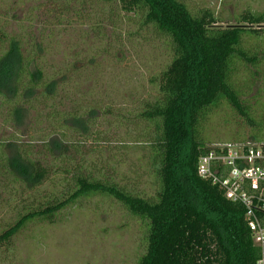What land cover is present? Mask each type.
<instances>
[{
    "label": "trees",
    "instance_id": "obj_1",
    "mask_svg": "<svg viewBox=\"0 0 264 264\" xmlns=\"http://www.w3.org/2000/svg\"><path fill=\"white\" fill-rule=\"evenodd\" d=\"M104 1L109 2L95 3ZM110 1H116L125 14L140 15L139 26L150 27L167 41L172 53L156 79L159 96L139 116L154 129L145 134L146 140L137 135L135 144L141 139L144 145L156 194L144 197L105 179L104 173L94 175L83 165L72 166L74 160L67 154L73 139L97 137L95 112L89 110L85 118L80 111L55 110L63 91L46 74L45 48L31 32H10L0 21V110L5 112V123L19 131L31 112L46 111V119H54L52 126L59 131L57 136L44 137L43 152L21 140H0V180L21 186L19 199L26 191L33 195L29 205L20 206L14 225L0 233V249L29 223L56 224L61 210L103 197L145 224V252L137 264H256L260 250L244 207L201 177L198 167L215 145L202 138V125L221 106L238 112L256 132L249 141L226 143L264 142V123L255 120L251 104L264 98V78L257 96L252 95V86L264 77V51L249 43L264 37V11L223 19L210 9L194 13L181 0ZM224 23L226 27L219 25ZM240 74L248 78L243 86L236 80ZM46 186L52 188L48 193L43 191Z\"/></svg>",
    "mask_w": 264,
    "mask_h": 264
},
{
    "label": "rangeland",
    "instance_id": "obj_2",
    "mask_svg": "<svg viewBox=\"0 0 264 264\" xmlns=\"http://www.w3.org/2000/svg\"><path fill=\"white\" fill-rule=\"evenodd\" d=\"M95 1L0 0V21L10 32H31L45 48L46 74L63 91L55 110L61 114L80 111L85 118L89 110L95 112L97 137L71 140L67 155L74 160L72 166L83 165L84 171L94 175L104 173L105 179L151 197L157 187L147 171L148 157L141 139L135 145L136 136L146 140L145 134L154 129L139 116L159 96L156 79L171 61V49L150 27L139 26L137 13L125 14L116 1L100 5ZM181 1L194 13L210 9L223 19L264 11V0ZM249 43L264 51V37ZM263 78L252 86V95L259 93ZM245 79L240 74L236 80L243 86ZM255 100L251 101L252 113L258 123H264V106ZM256 101L264 102V98ZM4 115L0 110V140L31 143L36 152H43L44 137L59 133L52 126L54 119H46V111L42 115L31 112L27 125L19 131L5 123ZM252 135L256 132L245 118L226 105L210 113L201 128L208 145L249 141ZM47 187L43 189L46 193L52 190ZM21 190L17 184L0 180V233L14 225L23 203H31L29 191L19 199ZM146 237L143 221L112 199L94 197L82 200L79 207L61 210L56 224L29 223L7 248L0 249V264H137L145 252Z\"/></svg>",
    "mask_w": 264,
    "mask_h": 264
},
{
    "label": "built area",
    "instance_id": "obj_3",
    "mask_svg": "<svg viewBox=\"0 0 264 264\" xmlns=\"http://www.w3.org/2000/svg\"><path fill=\"white\" fill-rule=\"evenodd\" d=\"M199 175L225 191L245 209L253 242L264 264V142L215 144L202 157Z\"/></svg>",
    "mask_w": 264,
    "mask_h": 264
}]
</instances>
